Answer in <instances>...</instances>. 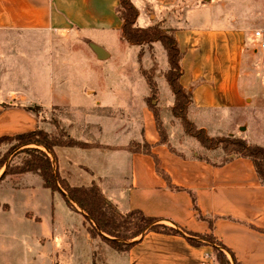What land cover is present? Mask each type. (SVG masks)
Listing matches in <instances>:
<instances>
[{
  "label": "crops",
  "instance_id": "1",
  "mask_svg": "<svg viewBox=\"0 0 264 264\" xmlns=\"http://www.w3.org/2000/svg\"><path fill=\"white\" fill-rule=\"evenodd\" d=\"M131 1L138 9L137 26L160 23L174 30L181 52L179 83L191 93L188 119L196 127L211 135L216 130L211 119L218 112L231 115L247 107L246 90L240 84L247 58L242 28L203 25L209 13L199 6L177 17L179 0ZM118 4L119 0H0V137L36 129L50 134L64 130L90 146H54L50 151L27 144L12 156L25 155L21 152L25 147H38L70 186L95 183L120 213L140 210L182 234L147 231L127 251H118L90 237L83 215L71 210L61 193L44 187L38 174L27 172L5 175L0 193L46 188L65 204L63 216L52 206L47 223L29 200L16 218L19 227L9 236L5 227L0 228V238L19 241L27 259H18L17 264H216L215 246L231 264H264V186L250 158L236 156L215 163L196 152L187 156L160 144L153 113L142 101L150 90L139 70L138 49L133 66L122 64L126 75L116 88L124 99L112 105L102 101L99 88L87 78L74 77V66L103 61L89 42L103 48L106 59L111 52L103 44L117 51L122 40ZM136 71L146 85L142 80L137 84ZM81 81L85 84H74ZM163 91H158L153 104L160 112L171 110L174 103L167 82ZM161 94L167 96L165 103L159 101ZM33 106L40 108L37 115L26 110ZM109 130L112 133L105 139ZM132 142L150 145L151 154L130 151ZM154 157L173 188L156 172ZM18 175L34 182H13ZM12 212V205L0 199V214L14 218ZM190 234H210L219 245ZM187 237L202 243L194 245ZM78 253L82 258L77 259ZM0 264L13 263L0 258Z\"/></svg>",
  "mask_w": 264,
  "mask_h": 264
},
{
  "label": "rangeland",
  "instance_id": "2",
  "mask_svg": "<svg viewBox=\"0 0 264 264\" xmlns=\"http://www.w3.org/2000/svg\"><path fill=\"white\" fill-rule=\"evenodd\" d=\"M197 6L204 8L205 11L209 13L202 21L203 25L217 26L224 24L242 28L243 31L246 32L247 58L245 59L242 70L245 83L244 80L241 79L240 84L246 90L244 105L247 107L232 112L231 115L222 116L223 113L218 112L211 119V125L214 126L216 130H214L211 135L207 134L209 136L221 137L232 136L243 139L250 145L257 144L264 148V48L259 45V40L254 34L257 30L264 31V0H179L174 15L180 17L184 14L185 10ZM103 45L106 50L111 52V57L100 62L95 61V63L92 64L87 62L79 66H74V77L78 78V76H82V78H87L88 82L91 81L94 87L96 86L99 88L102 94V101L106 105H112L118 99H124V96H118L119 90L116 88L119 86L118 84L123 83V79H120V77L125 74V71H122V64L124 62H131V66H133V62L136 58V51L138 49L139 52H141V58H137L140 63L139 70H149V74L153 76L156 83V92L152 93L148 86L150 91L142 101L144 100V104L151 103L156 105L158 91L164 92L163 88L166 82L163 79L164 73L168 67L166 53L162 46L158 42H154L152 44H143L137 47V45H132L121 40L120 45L116 47L117 51H115V46L108 44ZM153 64L155 68L150 69ZM77 70L80 72H77ZM134 75L136 76L135 79L137 84L141 85L143 81L146 85L139 71H136ZM80 83L83 85L85 84V82L82 81L74 84L79 85ZM161 96L162 97H159V101L165 103L167 101V96L165 97L163 94H161ZM165 109L164 112H160V108H158L162 126L166 132V138L171 148L187 156H191L196 152L199 157L215 163L222 162L228 157L221 148L206 149L204 147H199V142L194 137L184 132L180 118L175 117L169 108ZM105 111L107 112L109 110ZM59 113L60 112H57V116ZM108 113L118 116L121 112L109 111ZM121 115L124 114L121 113ZM44 116L49 117V113ZM44 116L42 115V117ZM228 132H232L233 134H228ZM111 133L110 130L104 133L105 139H109ZM16 142V140L12 139L0 140V162L7 153V156L5 155V164L0 171V177L3 175L8 165L13 166L20 163L25 156H12L15 151L19 150V147L11 149ZM15 178L19 179L13 180V182L16 183L34 182V179L29 176L27 177V175H18L15 176ZM33 192L35 195H33ZM0 199L12 205V213L15 215L14 218L12 217L13 215H10L8 218L0 214V228L3 229L5 227V234H7V236H9L11 229L19 227L18 219L16 218L25 209L28 203L27 201L29 200V206L31 207L32 204L35 203L43 221L47 223L50 222V211L52 206L54 212H59L61 216H63L62 214L65 209V204L57 193L38 186L14 192L4 190L0 193ZM5 237L6 235L0 238L1 260L13 264H17L16 261L18 259L19 261L21 259L26 260L27 257L23 256L24 254L21 251L19 241L14 237ZM79 258H82V255L78 253L77 259Z\"/></svg>",
  "mask_w": 264,
  "mask_h": 264
},
{
  "label": "trees",
  "instance_id": "3",
  "mask_svg": "<svg viewBox=\"0 0 264 264\" xmlns=\"http://www.w3.org/2000/svg\"><path fill=\"white\" fill-rule=\"evenodd\" d=\"M116 12L122 21L121 38L125 42L142 46L143 44L160 43L163 47L168 68L164 73V78L168 83L173 95L174 103L172 106V114L180 118L184 132L194 137L199 144L206 149L221 148L226 154L227 161L236 156L248 157L253 161L256 173L260 182L264 186V148L257 144H248L243 139L232 136H209L203 128H198L187 118V109L191 101V93L186 91L179 83V77L182 73L180 66L181 52L174 36V30L164 28L160 23H154L147 27L136 25L138 17V9L131 0H119ZM141 58V52L138 53V59ZM153 66L150 69H153ZM149 70L141 69L152 93L156 92V83L153 76L149 74ZM148 107L153 113L156 130L159 135V143L166 144L168 148L173 150L168 144L166 132L162 126L159 110L151 103ZM40 108L38 106L28 107L26 110L37 115ZM16 140V144L11 149L18 148L27 144L40 145L50 151L54 146H79L89 147L90 145L76 141L66 134L62 129H58L56 134H50L43 129L23 132L13 136H1L0 140ZM143 146V147H142ZM140 145L138 142H132L128 146L130 151H142L145 154H151L150 145ZM25 154L21 162L7 166L0 180L8 174H23L27 172L36 173L42 180V185L51 191H58L64 198L67 206L76 212H80L84 217L86 231L92 238H100L103 242L110 245L118 251H127L137 240L136 237L147 231H157L172 234H182L178 229L167 226L158 222L159 219L146 216L140 210H131L127 213H120L116 207L106 199L99 186L92 183L88 186H70L64 179L60 178L57 172H54L52 160L50 157L38 147H25L21 149ZM7 156V153L5 154ZM0 162V168L4 166L6 156ZM156 172L164 178L170 188L169 177L160 168L158 160L154 157ZM208 242L219 245L218 241L210 234L196 235ZM188 241L194 245L202 243L196 239L187 237ZM213 257L216 264H231L225 254L215 246L213 249ZM233 264H238L234 261Z\"/></svg>",
  "mask_w": 264,
  "mask_h": 264
},
{
  "label": "water",
  "instance_id": "4",
  "mask_svg": "<svg viewBox=\"0 0 264 264\" xmlns=\"http://www.w3.org/2000/svg\"><path fill=\"white\" fill-rule=\"evenodd\" d=\"M88 46L96 54L98 59L104 60L108 57V53L103 48L97 46L96 44L89 42Z\"/></svg>",
  "mask_w": 264,
  "mask_h": 264
},
{
  "label": "built area",
  "instance_id": "5",
  "mask_svg": "<svg viewBox=\"0 0 264 264\" xmlns=\"http://www.w3.org/2000/svg\"><path fill=\"white\" fill-rule=\"evenodd\" d=\"M255 36L259 40V45L264 48V31L257 30L254 32Z\"/></svg>",
  "mask_w": 264,
  "mask_h": 264
}]
</instances>
